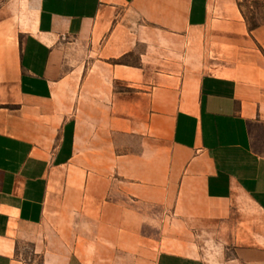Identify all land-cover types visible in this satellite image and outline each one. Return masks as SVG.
<instances>
[{
  "label": "crops",
  "instance_id": "0c3cea01",
  "mask_svg": "<svg viewBox=\"0 0 264 264\" xmlns=\"http://www.w3.org/2000/svg\"><path fill=\"white\" fill-rule=\"evenodd\" d=\"M28 2L0 19V264H264V0Z\"/></svg>",
  "mask_w": 264,
  "mask_h": 264
},
{
  "label": "rangeland",
  "instance_id": "374dc122",
  "mask_svg": "<svg viewBox=\"0 0 264 264\" xmlns=\"http://www.w3.org/2000/svg\"><path fill=\"white\" fill-rule=\"evenodd\" d=\"M243 18L247 25H252L260 20L259 3L257 2H241ZM28 0H0V19L9 18L15 22L23 23L25 16L29 10ZM127 62H133L134 57L124 59Z\"/></svg>",
  "mask_w": 264,
  "mask_h": 264
},
{
  "label": "trees",
  "instance_id": "16d2710c",
  "mask_svg": "<svg viewBox=\"0 0 264 264\" xmlns=\"http://www.w3.org/2000/svg\"><path fill=\"white\" fill-rule=\"evenodd\" d=\"M254 24H252L251 26H253Z\"/></svg>",
  "mask_w": 264,
  "mask_h": 264
}]
</instances>
